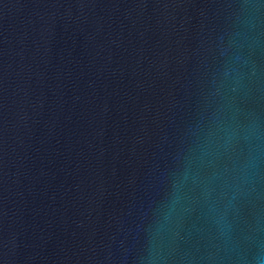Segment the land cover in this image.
Listing matches in <instances>:
<instances>
[{
    "label": "water",
    "instance_id": "obj_1",
    "mask_svg": "<svg viewBox=\"0 0 264 264\" xmlns=\"http://www.w3.org/2000/svg\"><path fill=\"white\" fill-rule=\"evenodd\" d=\"M0 264H264V0H0Z\"/></svg>",
    "mask_w": 264,
    "mask_h": 264
}]
</instances>
